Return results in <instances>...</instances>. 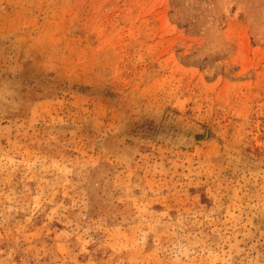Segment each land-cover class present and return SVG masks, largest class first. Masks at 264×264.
I'll use <instances>...</instances> for the list:
<instances>
[{
  "label": "rangeland",
  "instance_id": "rangeland-1",
  "mask_svg": "<svg viewBox=\"0 0 264 264\" xmlns=\"http://www.w3.org/2000/svg\"><path fill=\"white\" fill-rule=\"evenodd\" d=\"M0 264H264V0H0Z\"/></svg>",
  "mask_w": 264,
  "mask_h": 264
}]
</instances>
